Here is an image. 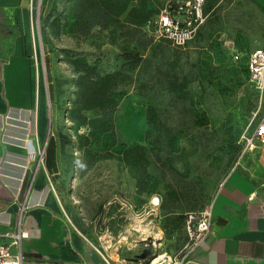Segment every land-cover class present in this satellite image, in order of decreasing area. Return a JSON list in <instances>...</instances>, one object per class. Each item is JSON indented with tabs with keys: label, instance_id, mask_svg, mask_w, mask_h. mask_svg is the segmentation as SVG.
Here are the masks:
<instances>
[{
	"label": "rangeland",
	"instance_id": "obj_1",
	"mask_svg": "<svg viewBox=\"0 0 264 264\" xmlns=\"http://www.w3.org/2000/svg\"><path fill=\"white\" fill-rule=\"evenodd\" d=\"M150 2L162 12L184 0ZM211 3L197 37L176 46L151 25L135 34L120 25L75 34L73 0H35L29 43L53 139L40 152L50 170L57 162L51 178L61 215L72 239L84 243L75 251L100 254L105 264L182 257L192 247L188 215L209 208L264 118V87L242 63L264 49V0ZM38 8L42 18H61L60 27L47 23L45 39ZM129 53L139 61H128ZM75 58L100 75L121 72L111 119L99 108L74 111ZM23 248L31 250L30 243Z\"/></svg>",
	"mask_w": 264,
	"mask_h": 264
},
{
	"label": "crops",
	"instance_id": "obj_2",
	"mask_svg": "<svg viewBox=\"0 0 264 264\" xmlns=\"http://www.w3.org/2000/svg\"><path fill=\"white\" fill-rule=\"evenodd\" d=\"M34 3L0 0L5 22L13 28L3 36L5 48L0 49V234L15 232L21 215L28 235L23 247L26 241L31 246L27 252L23 248L24 264H105L100 254L74 250L84 243L72 239L61 215L51 178L58 174L57 162L49 170L45 160H38L50 122L46 94L31 58ZM207 210L212 212L210 234L188 253L184 264H264V144L243 151ZM0 242H9V237Z\"/></svg>",
	"mask_w": 264,
	"mask_h": 264
},
{
	"label": "trees",
	"instance_id": "obj_3",
	"mask_svg": "<svg viewBox=\"0 0 264 264\" xmlns=\"http://www.w3.org/2000/svg\"><path fill=\"white\" fill-rule=\"evenodd\" d=\"M211 2L212 0H206L203 11L204 14L212 7ZM184 5L185 0L182 3L177 2V4H173L169 7V11L171 13H176L178 8ZM72 13L73 22L69 24V31L79 35H87L97 26L109 28L111 26L120 25L127 29L128 33L133 34L142 32L143 27L148 25L153 26L154 29V22L161 12L153 8L150 0H73ZM6 16V10L0 8L1 50L5 48L1 47L3 46V36L6 35L8 31L13 30V28L5 22L4 17ZM122 17H124L123 20ZM50 19V15L42 18L40 14V21L44 22L41 27V34L44 39L47 35V23H49L48 28H53L54 25L60 24L59 21L61 18L55 17L52 21H50ZM56 34H58V31ZM147 45L146 43L144 48H146ZM138 58H140L139 54L134 55L133 53H129L126 59L137 63L139 61ZM246 61V59L243 60V65H245ZM48 63L46 58V64ZM136 63L133 65H136ZM72 64L79 74L77 83L78 90L76 99L73 103L74 111L81 113L83 110L99 108L105 117L111 119L117 107V103L112 96V91L119 85L121 72L100 75L95 68L81 58H75ZM246 68L248 70L247 66ZM53 88L54 87L49 84L51 100H53L54 96L52 93ZM49 143H53L52 137H50Z\"/></svg>",
	"mask_w": 264,
	"mask_h": 264
},
{
	"label": "built area",
	"instance_id": "obj_4",
	"mask_svg": "<svg viewBox=\"0 0 264 264\" xmlns=\"http://www.w3.org/2000/svg\"><path fill=\"white\" fill-rule=\"evenodd\" d=\"M206 0H185V5L180 6L176 13L163 10L154 22V34L157 38L166 39L176 46H185L192 42L198 35L199 27L205 21L203 5ZM36 17L40 20V8ZM35 18V17H34ZM236 61H242V56L236 55ZM251 79L260 87H264V49L251 53L246 61ZM257 144H264V118L256 127L253 134L246 138V150L254 148ZM32 158L35 155L32 154ZM43 161V154L40 158ZM18 200V196H16ZM212 212L204 210L199 213H190L186 222L188 240L192 243L189 251L180 258H164L159 264H184L188 253L210 234L212 228ZM17 230L13 233L0 234L9 237V242H0V264H24L23 240L28 237L21 226V215L16 220ZM108 263V261L106 260ZM109 264V263H108Z\"/></svg>",
	"mask_w": 264,
	"mask_h": 264
},
{
	"label": "bare ground",
	"instance_id": "obj_5",
	"mask_svg": "<svg viewBox=\"0 0 264 264\" xmlns=\"http://www.w3.org/2000/svg\"><path fill=\"white\" fill-rule=\"evenodd\" d=\"M165 257L163 256V255H160L159 257H157V259H155L153 262H152V264H159V262L161 261V260H163Z\"/></svg>",
	"mask_w": 264,
	"mask_h": 264
},
{
	"label": "water",
	"instance_id": "obj_6",
	"mask_svg": "<svg viewBox=\"0 0 264 264\" xmlns=\"http://www.w3.org/2000/svg\"><path fill=\"white\" fill-rule=\"evenodd\" d=\"M51 129H52V126H51V123H50V124H49V129H48V138L50 137Z\"/></svg>",
	"mask_w": 264,
	"mask_h": 264
},
{
	"label": "snow or ice",
	"instance_id": "obj_7",
	"mask_svg": "<svg viewBox=\"0 0 264 264\" xmlns=\"http://www.w3.org/2000/svg\"><path fill=\"white\" fill-rule=\"evenodd\" d=\"M155 202V201H154Z\"/></svg>",
	"mask_w": 264,
	"mask_h": 264
}]
</instances>
